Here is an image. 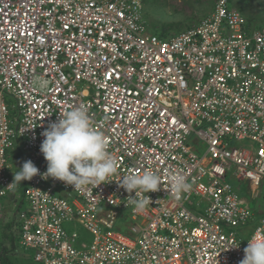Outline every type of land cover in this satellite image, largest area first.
I'll list each match as a JSON object with an SVG mask.
<instances>
[{"label":"built area","instance_id":"2783aa9c","mask_svg":"<svg viewBox=\"0 0 264 264\" xmlns=\"http://www.w3.org/2000/svg\"><path fill=\"white\" fill-rule=\"evenodd\" d=\"M147 1L0 0V210L21 198L17 239L35 264H240L264 234V27L216 0L201 24L161 38ZM76 106L106 138L111 182H13L9 154L46 172L41 133ZM143 171L162 184L136 211L119 181ZM170 173L190 185L179 198Z\"/></svg>","mask_w":264,"mask_h":264},{"label":"clouds","instance_id":"9594fccd","mask_svg":"<svg viewBox=\"0 0 264 264\" xmlns=\"http://www.w3.org/2000/svg\"><path fill=\"white\" fill-rule=\"evenodd\" d=\"M47 83L46 80L39 81L41 88ZM41 135L44 139L40 151L47 161L46 172L40 173L28 160L14 174L13 182L31 180L38 174L42 179L51 177L74 188L89 183L98 186L111 182L109 177L115 174L117 162L107 151L103 133L96 131L90 123L84 106L61 113L58 121L51 123ZM169 183L177 198L190 189L185 177L180 174L170 173ZM161 184L160 176L149 171L129 173L119 181V186L130 194L128 204L133 205L136 211H142L151 203L150 197H143L142 194L159 191ZM132 192H135L134 197ZM244 253L240 264H264V234H254Z\"/></svg>","mask_w":264,"mask_h":264},{"label":"rangeland","instance_id":"374dc122","mask_svg":"<svg viewBox=\"0 0 264 264\" xmlns=\"http://www.w3.org/2000/svg\"><path fill=\"white\" fill-rule=\"evenodd\" d=\"M216 0H151L144 3L143 20L148 30L161 38H171L177 35L182 30L194 27L201 24L211 13ZM230 7L241 13L249 26L253 28L264 27V0H230ZM192 137L188 139L191 144ZM14 152L9 154V163L11 169L16 168V158L13 157ZM229 182L233 187L241 185L242 193L248 187L247 182H237L234 178H230ZM19 196V195H18ZM21 198L13 199L8 196L2 201L0 210V224H9L10 229L15 230V220L17 209ZM254 208V203L251 204ZM262 208H260L261 210ZM127 216V212H122ZM258 216H256V219ZM125 221V220H119ZM128 219L126 220V223ZM256 222H251L250 225L243 230L242 238H246L250 231L254 229ZM65 228L68 231L73 230V226L66 224ZM12 230V231H13ZM76 231L82 237V240L89 242L91 236L84 231L80 226L76 225ZM251 231V232H252ZM240 232V231H239ZM15 233V232H14ZM13 234V233H12ZM11 238L7 237L4 240L6 246L10 245ZM13 258L14 264H32V251H24L19 246H15L14 250L9 253Z\"/></svg>","mask_w":264,"mask_h":264},{"label":"trees","instance_id":"16d2710c","mask_svg":"<svg viewBox=\"0 0 264 264\" xmlns=\"http://www.w3.org/2000/svg\"><path fill=\"white\" fill-rule=\"evenodd\" d=\"M13 157L18 158L19 156L13 155ZM15 227H16L15 230H13V229H10L9 224H0V264H14L12 260L13 258L9 256L10 255L9 253L12 252V250H14L15 246L20 247L19 240L17 239L18 229H17L16 223H15ZM7 237L11 238L10 239L11 243L9 246L8 245L6 246L4 242V240L7 239ZM30 261L32 264H35L32 258Z\"/></svg>","mask_w":264,"mask_h":264},{"label":"crops","instance_id":"0c3cea01","mask_svg":"<svg viewBox=\"0 0 264 264\" xmlns=\"http://www.w3.org/2000/svg\"><path fill=\"white\" fill-rule=\"evenodd\" d=\"M19 171V169H17V168H15V169H11L10 170V173L12 174V175H14L16 172H18ZM10 197H12V196H10ZM8 198V197H7Z\"/></svg>","mask_w":264,"mask_h":264}]
</instances>
